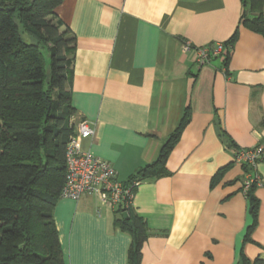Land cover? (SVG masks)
Listing matches in <instances>:
<instances>
[{
  "label": "crops",
  "instance_id": "1",
  "mask_svg": "<svg viewBox=\"0 0 264 264\" xmlns=\"http://www.w3.org/2000/svg\"><path fill=\"white\" fill-rule=\"evenodd\" d=\"M54 14L74 38L72 118L94 125L81 149L120 183L157 160L186 113L168 175L137 181L120 212L144 225L138 264L264 261V163L253 220L245 168L233 162L237 149L264 142V36L241 0H62ZM231 40L228 55L195 63L197 48ZM116 211L95 195L59 198L52 216L65 264H131Z\"/></svg>",
  "mask_w": 264,
  "mask_h": 264
},
{
  "label": "trees",
  "instance_id": "2",
  "mask_svg": "<svg viewBox=\"0 0 264 264\" xmlns=\"http://www.w3.org/2000/svg\"><path fill=\"white\" fill-rule=\"evenodd\" d=\"M61 1L0 0V264H65L52 211L64 182L65 147L74 132L68 90L74 38L55 17ZM241 2L243 18L245 11L252 13L246 23L264 36L262 0ZM43 51L49 55L47 70ZM185 117L157 160L129 182L168 175L165 164ZM253 188L246 194L254 220ZM120 212L114 223L130 233L129 263L138 264L147 237L144 225L140 219H122ZM240 264L264 261L241 257Z\"/></svg>",
  "mask_w": 264,
  "mask_h": 264
},
{
  "label": "built area",
  "instance_id": "3",
  "mask_svg": "<svg viewBox=\"0 0 264 264\" xmlns=\"http://www.w3.org/2000/svg\"><path fill=\"white\" fill-rule=\"evenodd\" d=\"M187 49L188 45H184L183 50ZM230 49L229 45L223 43L197 48L195 63L198 66L209 65L213 60L228 55ZM94 132L91 122L83 118L76 120L74 132L65 147V175L59 198L77 200L83 195H95L102 205L126 211L133 200L137 181L120 183L109 163L81 149L82 141L92 138ZM233 162L245 168L244 192L260 186L256 165L264 163V142L249 149H237Z\"/></svg>",
  "mask_w": 264,
  "mask_h": 264
},
{
  "label": "rangeland",
  "instance_id": "4",
  "mask_svg": "<svg viewBox=\"0 0 264 264\" xmlns=\"http://www.w3.org/2000/svg\"><path fill=\"white\" fill-rule=\"evenodd\" d=\"M43 56H44V60H45V69H48V63H49V55H47L46 52L43 51ZM72 124L74 125V129L76 127V120L72 118Z\"/></svg>",
  "mask_w": 264,
  "mask_h": 264
},
{
  "label": "water",
  "instance_id": "5",
  "mask_svg": "<svg viewBox=\"0 0 264 264\" xmlns=\"http://www.w3.org/2000/svg\"><path fill=\"white\" fill-rule=\"evenodd\" d=\"M126 216H127V214H126V213H122V218H123V219H125V218H126Z\"/></svg>",
  "mask_w": 264,
  "mask_h": 264
}]
</instances>
